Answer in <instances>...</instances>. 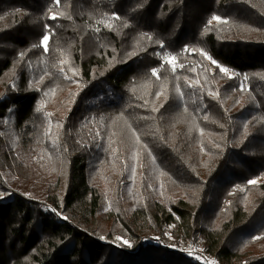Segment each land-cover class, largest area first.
I'll return each instance as SVG.
<instances>
[{"label":"trees","instance_id":"trees-1","mask_svg":"<svg viewBox=\"0 0 264 264\" xmlns=\"http://www.w3.org/2000/svg\"><path fill=\"white\" fill-rule=\"evenodd\" d=\"M254 237L264 0H0V264H264Z\"/></svg>","mask_w":264,"mask_h":264},{"label":"snow or ice","instance_id":"snow-or-ice-1","mask_svg":"<svg viewBox=\"0 0 264 264\" xmlns=\"http://www.w3.org/2000/svg\"><path fill=\"white\" fill-rule=\"evenodd\" d=\"M54 2H55V4L56 5H59L60 4V0H54ZM51 19H57V16H56V14H52V16L50 17ZM115 19H117V20H119L120 19V17L119 16H115L114 17ZM212 20H215V21H218V22H222V23H227V21H224V20H222V18L221 17H219V16H213L212 17ZM211 20L208 22L209 24H211ZM109 26H111V25H109ZM124 26H127L126 24L124 25ZM150 38V37H149ZM49 39H50V36L49 35H44L42 38H41V44H42V46H43V48H44V51H48V43H49ZM37 46H39V45H32V47H37ZM185 51H187V49H185ZM200 53L203 55V56H205L209 61H211V63L212 64H217V61L216 60H214L210 55H208L207 54V52H204L203 50H200ZM21 56H23L24 55V53H21L20 54ZM62 64L63 63H66V61H62L61 62ZM165 63H167L168 65H170V67H171V69L173 70V71H176V69H177V57L176 56H169V57H167L166 58V60H165ZM218 67H220L219 65H217ZM179 67L180 68H183V65L182 64H180L179 65ZM61 71L63 72L64 71V69L63 68H61ZM220 71L221 72H223V73H225V74H229V69L228 68H226V67H220ZM152 75H154V76H156L157 78H159V72H158V69H152ZM67 78V77H66ZM230 78H231V76H230ZM245 79H247V77H245ZM178 91H179V89H178ZM241 91H243V88L241 87ZM211 95H217L216 93H210ZM180 95L182 96L183 95V93H180ZM40 109H37V111H39ZM207 117H205V119H206ZM138 139V138H137ZM258 181L257 180H250L248 183L249 184H256ZM53 211H55V209H53ZM65 219H67V217H65ZM102 239H103V237H101ZM261 238H264V237H254V239H261ZM117 240H123V238L122 237H117L116 238ZM123 243H125V244H128L129 242L127 241V240H123ZM207 264H216V262L215 261H208L207 262Z\"/></svg>","mask_w":264,"mask_h":264},{"label":"rangeland","instance_id":"rangeland-1","mask_svg":"<svg viewBox=\"0 0 264 264\" xmlns=\"http://www.w3.org/2000/svg\"><path fill=\"white\" fill-rule=\"evenodd\" d=\"M171 230L175 232L177 235H182L183 234V228L182 227H171ZM170 242H172V246H178L180 249H185L189 252H191L193 255L200 257V250H198L197 247H194V245H191L190 243H176L175 241V236H171L169 239ZM185 241V240H184ZM183 242V241H182ZM209 261H215L216 264H223L221 261H218L216 259H213V257H209Z\"/></svg>","mask_w":264,"mask_h":264}]
</instances>
